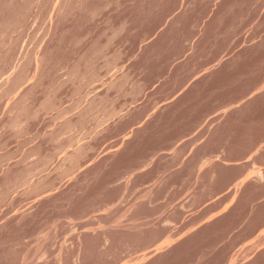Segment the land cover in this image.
<instances>
[{
    "label": "rangeland",
    "instance_id": "rangeland-1",
    "mask_svg": "<svg viewBox=\"0 0 264 264\" xmlns=\"http://www.w3.org/2000/svg\"><path fill=\"white\" fill-rule=\"evenodd\" d=\"M0 264H264V0H0Z\"/></svg>",
    "mask_w": 264,
    "mask_h": 264
}]
</instances>
